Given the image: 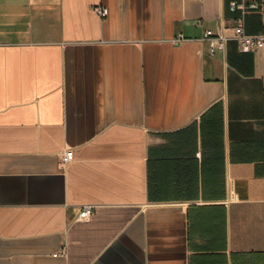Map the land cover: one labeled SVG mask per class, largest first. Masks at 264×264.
<instances>
[{
    "label": "crops",
    "instance_id": "obj_1",
    "mask_svg": "<svg viewBox=\"0 0 264 264\" xmlns=\"http://www.w3.org/2000/svg\"><path fill=\"white\" fill-rule=\"evenodd\" d=\"M243 16L264 34V0H0V264H264V49L201 40Z\"/></svg>",
    "mask_w": 264,
    "mask_h": 264
},
{
    "label": "built area",
    "instance_id": "obj_2",
    "mask_svg": "<svg viewBox=\"0 0 264 264\" xmlns=\"http://www.w3.org/2000/svg\"><path fill=\"white\" fill-rule=\"evenodd\" d=\"M232 8L234 9L237 6V3L233 1L231 3ZM244 13L259 10L260 5L257 2L243 3L239 5ZM93 10L96 14L101 17H106L108 15V8L102 5H95ZM200 26H204L203 21H199ZM184 40H187L182 34L174 37L172 41L174 43H180ZM201 40L208 44V52L211 55L215 54L216 49L225 50L226 43L228 40H234L237 42L239 50L243 53H250L256 50L264 49V34L251 35L246 32L245 29V19L244 16L240 18L238 24L233 28V33L231 35L226 34L224 28L222 27L218 32H215L212 29L204 28L201 35ZM74 159L73 149H66L60 156V164L62 166L68 165ZM94 204L84 205L77 217V219H89L94 211ZM67 253L66 248H62L57 254L65 255ZM56 254V255H57Z\"/></svg>",
    "mask_w": 264,
    "mask_h": 264
}]
</instances>
